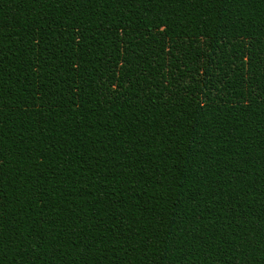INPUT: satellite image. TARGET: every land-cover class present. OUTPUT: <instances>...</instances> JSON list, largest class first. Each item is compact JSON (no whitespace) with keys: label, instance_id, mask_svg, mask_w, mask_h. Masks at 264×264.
Returning <instances> with one entry per match:
<instances>
[{"label":"trees","instance_id":"16d2710c","mask_svg":"<svg viewBox=\"0 0 264 264\" xmlns=\"http://www.w3.org/2000/svg\"><path fill=\"white\" fill-rule=\"evenodd\" d=\"M0 264H264V0H0Z\"/></svg>","mask_w":264,"mask_h":264}]
</instances>
